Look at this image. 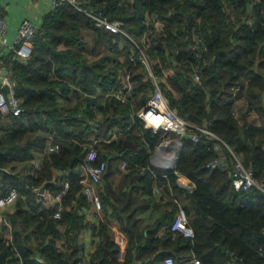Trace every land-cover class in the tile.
<instances>
[{"label": "trees", "instance_id": "obj_1", "mask_svg": "<svg viewBox=\"0 0 264 264\" xmlns=\"http://www.w3.org/2000/svg\"><path fill=\"white\" fill-rule=\"evenodd\" d=\"M253 1L83 3L90 12L121 22L126 34L96 27L71 4L46 16L30 58L14 59L12 53L4 61L23 112L0 116V196L13 188L20 193L0 230V264H18L20 258L25 264H83L77 239L83 208L91 203L81 183L82 164L92 148L98 150L95 163L108 161L107 174L110 161L128 160L130 167L120 168L123 181L111 194L100 191L103 210L121 202L117 216L126 255L119 257L112 223L101 222L94 228L97 250L90 264H165L168 257L175 264L194 258L206 264H264V193L234 188L225 145L264 178V1L254 5L252 28L247 19ZM136 43L157 78L169 71L162 87L178 115L225 143L205 138L195 143L187 134L176 169L195 182L192 193L180 187L174 169L151 163L165 132L148 130L133 116L155 89L146 66L131 61ZM128 73L133 90L125 103L103 96L119 89ZM54 144L58 152L50 151ZM221 155L226 168H207ZM36 159L40 165L34 169ZM66 178L70 188L56 218L59 205L53 200ZM46 185L47 198L41 193ZM176 200L194 238L171 229Z\"/></svg>", "mask_w": 264, "mask_h": 264}, {"label": "built area", "instance_id": "obj_2", "mask_svg": "<svg viewBox=\"0 0 264 264\" xmlns=\"http://www.w3.org/2000/svg\"><path fill=\"white\" fill-rule=\"evenodd\" d=\"M264 0H254L253 3L249 6L250 17L247 19L248 24L255 28L256 25V16L254 15V5L261 3ZM83 3H87L85 1L79 0H52L51 7L53 12L56 11L59 7L71 4L83 13L87 14L91 18H93L96 22V27L101 28L105 27L108 31L113 33H125L123 30V26L121 22L118 21H109L103 18L102 14H94L89 10L83 7ZM155 24L159 27L162 26L160 22H155ZM7 25L3 18L0 17V37H3L6 33ZM40 29L37 28L30 19H25L22 21L17 42L18 43H33V41L37 38ZM195 40L200 41L199 35H195ZM144 43L146 42V36L143 37L142 40ZM137 44V43H136ZM16 51V49H15ZM18 55H20L19 50L16 51ZM199 56V54H196ZM21 56V55H20ZM19 56V57H20ZM21 58V57H20ZM30 56L22 58L23 60H27ZM131 61L134 64L143 63L146 66V69L153 80V84L155 85V89L151 94L150 99L145 104V106L134 113L133 116L136 115L138 119L142 120L145 124V128L148 130L164 131V138L161 144L157 146L156 150H160L161 148H172L176 146V150L172 152V156L168 160L170 169L175 170V174L178 179L177 182L184 190L192 193L196 189V184L183 174H181L177 169V163L180 157V153L186 143L187 134H191V139L195 143L201 142L203 138L207 140H218L219 139L215 133L209 130L207 127H197L194 126L184 119H182L177 111L173 109L170 105L168 98L166 97L162 83L166 82V77L169 74V71H164V76L159 79L155 76L151 63L149 61V56L146 53L145 49L141 47L139 44L135 45L133 49V54L131 57ZM195 77L198 80L200 78L199 74L196 72ZM0 84L3 87H7V90L0 89V116L14 114L15 116H19L22 114L23 109L21 107V100L17 98L15 94V83L12 79L10 73L4 74L0 76ZM133 90V84L131 82V77L128 73L125 77L124 84L119 87L117 90H113L110 92H104L103 96L109 97L113 96L117 100L122 103H125L128 97L131 95V91ZM237 91L240 90L238 87ZM98 96V95H93ZM170 134L177 135L176 137L170 138ZM224 143V142H223ZM225 144V143H224ZM229 149L230 156V171L233 180V186L237 191H251L258 190L264 193V178H260L257 175V172L247 167L243 160L237 156L230 147L225 144ZM169 148V149H170ZM221 147L216 146V149L219 150ZM50 151L58 152L60 150L59 145L54 144L50 146ZM98 150L92 148L85 158V162L82 164L83 174L81 177V183L84 186V195L87 200L91 203L94 211L97 214L101 213L103 209L102 199L98 191V186L102 182L104 176L108 172L109 163L106 160H102L101 162L95 163L98 160ZM163 160H167L164 156ZM227 158L224 155H221L214 163L207 165V168L211 170H216L220 168H226ZM40 165V161L38 159L34 160L33 167L37 169ZM130 167V162L128 160H123L121 162V169L123 171H127ZM34 173L33 170L31 174ZM165 177V176H164ZM70 188V179L66 178L64 181V187L62 191L56 196L53 200L55 204L59 205L58 211L55 213L56 218H61L62 211V200L64 196L67 194ZM45 198H47V194H43ZM20 197V193L17 189H10L8 193L3 196H0V230L2 229L5 223H8L7 220V211H9L17 202ZM178 202V200H176ZM179 208L178 213L174 219V222L171 226L173 231H177L183 234L186 237L194 238L195 233L193 227L189 222V217L183 205L178 202ZM20 257V255L18 254ZM40 262H44L43 258H37ZM18 264H25L24 261L20 258ZM165 264H175L173 258L168 257L165 259ZM190 264H206L201 259L194 258L190 261Z\"/></svg>", "mask_w": 264, "mask_h": 264}, {"label": "crops", "instance_id": "obj_3", "mask_svg": "<svg viewBox=\"0 0 264 264\" xmlns=\"http://www.w3.org/2000/svg\"><path fill=\"white\" fill-rule=\"evenodd\" d=\"M51 1L52 0H0V17L5 20L7 25L5 35L0 37V76L9 73V69L4 65V61L12 53L15 54L14 59H22L31 56L33 52V44L17 42L19 27L23 20L30 19L37 28L42 29L45 24L46 16L53 12ZM15 49L17 52L19 50L21 56L16 53ZM0 89L5 90L1 84ZM169 137L173 138L175 136L170 134ZM169 148L164 147L160 150L154 151L153 155L151 156V163L153 166L157 168H168L169 164L165 163H168V160L172 156V149ZM163 156L167 158V160H163ZM110 166L112 167V172H110V174L108 173L105 181H103L104 183L98 186L99 194L101 190L104 193L111 194V188H117L118 185H121L123 181V175L118 172L121 168V162L110 161ZM152 171L154 175L157 174L156 171ZM45 193H47V190ZM159 195H161V193L157 192V197ZM121 207V202H117L116 206L107 205L106 208H104V210L102 209L101 213L99 214L94 211L92 205H90L89 208H83L82 213L85 212L84 214L86 217L83 220V223L80 225L83 226V228L77 239V243L79 245V256L81 257L83 264H90L91 257L97 250V239L94 237V228L99 227L101 222L112 223V227L116 233L117 242L121 245L119 257L121 260L125 257L127 240L119 228L120 223L118 220V216L120 215L119 208ZM65 241V237H63L62 239L58 240V244L62 245L65 243ZM33 246L36 248L38 243L34 242ZM187 264H190V262Z\"/></svg>", "mask_w": 264, "mask_h": 264}, {"label": "water", "instance_id": "obj_4", "mask_svg": "<svg viewBox=\"0 0 264 264\" xmlns=\"http://www.w3.org/2000/svg\"><path fill=\"white\" fill-rule=\"evenodd\" d=\"M5 90H7V87H4ZM172 152L176 150V146H173L172 148ZM168 167H171V166H168ZM46 188H47V185L44 186L42 189H41V193H44L46 191Z\"/></svg>", "mask_w": 264, "mask_h": 264}, {"label": "clouds", "instance_id": "obj_5", "mask_svg": "<svg viewBox=\"0 0 264 264\" xmlns=\"http://www.w3.org/2000/svg\"><path fill=\"white\" fill-rule=\"evenodd\" d=\"M168 169H170V168L168 167ZM44 193H45V192H44ZM44 193H43V194H44Z\"/></svg>", "mask_w": 264, "mask_h": 264}]
</instances>
